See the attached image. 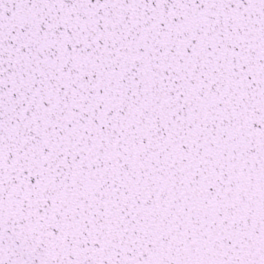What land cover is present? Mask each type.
I'll list each match as a JSON object with an SVG mask.
<instances>
[{
  "label": "snow or ice",
  "instance_id": "obj_1",
  "mask_svg": "<svg viewBox=\"0 0 264 264\" xmlns=\"http://www.w3.org/2000/svg\"><path fill=\"white\" fill-rule=\"evenodd\" d=\"M0 264H264V0H0Z\"/></svg>",
  "mask_w": 264,
  "mask_h": 264
}]
</instances>
